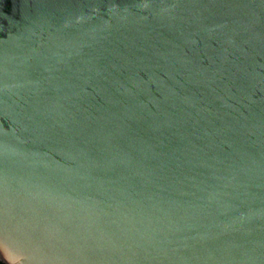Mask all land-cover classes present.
I'll return each instance as SVG.
<instances>
[{
  "label": "water",
  "instance_id": "95a60500",
  "mask_svg": "<svg viewBox=\"0 0 264 264\" xmlns=\"http://www.w3.org/2000/svg\"><path fill=\"white\" fill-rule=\"evenodd\" d=\"M0 263L264 264V0H0Z\"/></svg>",
  "mask_w": 264,
  "mask_h": 264
},
{
  "label": "flooded vegetation",
  "instance_id": "af4514ba",
  "mask_svg": "<svg viewBox=\"0 0 264 264\" xmlns=\"http://www.w3.org/2000/svg\"><path fill=\"white\" fill-rule=\"evenodd\" d=\"M0 264H2V263H0Z\"/></svg>",
  "mask_w": 264,
  "mask_h": 264
}]
</instances>
